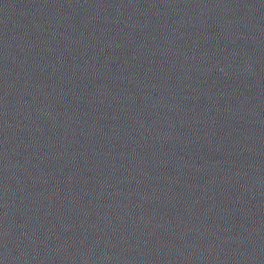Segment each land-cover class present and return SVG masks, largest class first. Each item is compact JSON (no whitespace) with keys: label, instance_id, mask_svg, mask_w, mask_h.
<instances>
[{"label":"water","instance_id":"1","mask_svg":"<svg viewBox=\"0 0 264 264\" xmlns=\"http://www.w3.org/2000/svg\"><path fill=\"white\" fill-rule=\"evenodd\" d=\"M0 264H264V0H0Z\"/></svg>","mask_w":264,"mask_h":264}]
</instances>
